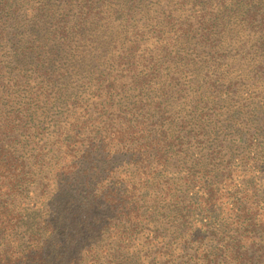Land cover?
<instances>
[{
  "label": "trees",
  "instance_id": "obj_1",
  "mask_svg": "<svg viewBox=\"0 0 264 264\" xmlns=\"http://www.w3.org/2000/svg\"><path fill=\"white\" fill-rule=\"evenodd\" d=\"M239 1L244 7L235 15L252 25L243 39L227 42L221 36L225 8L235 0H106L97 6L90 0L87 12L78 9L58 24L54 13L42 12L40 20L54 30L53 41L63 54L49 67L47 89L28 94L54 106L56 117L46 121V106L29 114L30 98L1 118L0 264H264V130H248L243 141L239 138V143L252 140L250 150L225 168L221 187H207L203 175L192 172L196 156H190L188 130L195 126L187 125L189 115L172 97L174 89L182 95L181 106L194 115L207 92L217 85L218 94L224 77L240 74L231 66L218 69L226 58L256 65L246 48L264 44V8ZM149 10L160 19H146L159 43L150 50L128 30ZM104 24H116L123 34L92 37L93 64H78L85 38ZM72 33L79 47L69 41ZM124 45L113 82L94 96L92 106L77 95L64 93L68 100L56 95L64 79L71 92L82 93L87 86L81 70L97 71L100 58L103 62L108 51ZM74 53L79 56L71 62ZM257 68L264 77V66ZM177 70L197 92L188 93L177 82ZM124 80L139 91L134 103L118 104ZM219 206L221 220L233 227L223 242H216V221L209 222L210 211ZM191 209L206 213L196 214L204 221L188 228Z\"/></svg>",
  "mask_w": 264,
  "mask_h": 264
},
{
  "label": "rangeland",
  "instance_id": "obj_2",
  "mask_svg": "<svg viewBox=\"0 0 264 264\" xmlns=\"http://www.w3.org/2000/svg\"><path fill=\"white\" fill-rule=\"evenodd\" d=\"M104 1L106 0H95V6H97V2ZM89 2L90 0H25L18 3L16 0H0V7H2V10H0V121L4 116H11L13 109L23 106L30 98H32V109L29 114H33V111L42 113L45 111L44 106H46L49 109L48 113L46 112V121L51 116L56 117V110H53L55 109L54 106L46 105L47 101L44 98H37L36 95L28 94L30 90L36 87H39L41 91L47 89V85L51 84L49 67H54L63 54V51L60 52L53 41V36L56 33L46 26L44 20H40V15L44 10H50L56 17L54 23L58 24L59 20L68 21L69 18L74 17L78 13V9L87 12ZM233 4L234 6H232ZM233 4L225 8L228 16L223 21L221 36L223 41L226 42L233 37L243 39L242 35L245 34L246 36L247 29L252 25L242 23L240 18L235 15L240 13L244 7L243 1L235 0ZM248 4L255 7L256 10L264 8V0H249ZM148 17L160 20L152 10H149L147 17L143 15L136 16L132 23L134 28L128 30L139 34L142 41L147 42H142V46L150 50L159 46V43L151 38L150 29L153 24L148 25L146 23ZM111 32H116L120 37L123 34L116 29V24H104L100 27V30L94 33L89 32V36L87 35L84 40V55L79 59L78 64L84 66L93 64L89 60L92 56L91 53L94 52V44L90 40L96 35ZM69 41L72 44L76 43V47L80 45L75 33L70 34ZM125 47V45L118 46L108 51L103 56L105 58L103 62L101 58L99 59L101 65L97 71H93V67L81 70V76L85 78L87 86L83 88L82 93L71 92L67 86L69 81L64 79V82H62L63 89L56 91V95L69 93L73 97L79 96L84 104L92 106L94 96L103 95L102 88L113 82L112 77L116 74L115 71L121 62L120 55ZM246 50H250L247 51L249 57L255 56L253 59L256 65L238 58H226L225 63L219 64L218 69L222 71L231 66L238 72L241 71L240 74L237 76L236 73L235 77L232 78L224 77L222 83L218 85V94L217 85L214 86L213 93L207 92L209 97L198 106L197 111H195L196 114H190L181 106L180 103L183 102L181 94L175 95L174 89L172 92V97L177 99L176 104L179 106L177 109L182 111L186 117L187 115L190 117L186 119L187 125L195 126L188 130L190 132L188 143L192 147L190 156H196L192 172L195 175L201 173L203 175L202 181L204 184L207 183L205 184L207 187H210L213 183H216L217 188L221 187L225 168H228L237 158L250 150L252 140H248L247 143H239V138L243 141L244 134L248 130L251 133L264 130V77L257 73V67L264 66V44L260 43L247 47ZM78 56V53L72 54L69 61L75 62ZM66 61L68 62V60ZM168 66L172 73L177 69L174 62L168 64ZM177 75V82L184 84V89L188 93L197 92L194 84L190 83L178 70ZM99 79L101 80L98 81ZM119 86H123L121 90V94H123L118 104L134 103L139 91H135L132 83L129 80H124ZM143 92L150 94L149 90ZM197 97L198 93L195 94L193 100H196ZM101 103L106 105L108 102L103 101ZM193 106L195 105L192 104ZM219 112H222L220 113L223 115L221 118ZM207 115L209 121L205 122ZM31 130L33 128H30L29 131ZM177 144H179V141ZM254 148L258 150L257 152L262 149L258 145ZM69 200H72V198L69 197ZM189 202L187 201V203ZM191 210L192 212L189 214L191 219L187 223L188 228L193 226L196 223L195 221H204L203 217L199 218L196 214L206 213L201 209ZM77 214L82 216L83 212L77 210ZM210 215L209 222L216 221L215 224H212L217 228L216 242L227 241L232 234L233 227L227 226L221 220L220 206L210 211ZM51 217L50 214L46 215V218ZM173 221L171 220V222ZM70 230L71 226L65 224L64 231L69 233ZM166 234L169 235L170 233L164 231V235Z\"/></svg>",
  "mask_w": 264,
  "mask_h": 264
}]
</instances>
